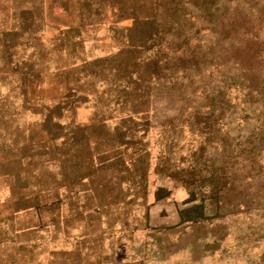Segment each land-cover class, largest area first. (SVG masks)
Returning a JSON list of instances; mask_svg holds the SVG:
<instances>
[{"label": "rangeland", "instance_id": "rangeland-1", "mask_svg": "<svg viewBox=\"0 0 264 264\" xmlns=\"http://www.w3.org/2000/svg\"><path fill=\"white\" fill-rule=\"evenodd\" d=\"M12 174L41 235L0 264H264V0H0Z\"/></svg>", "mask_w": 264, "mask_h": 264}, {"label": "crops", "instance_id": "crops-1", "mask_svg": "<svg viewBox=\"0 0 264 264\" xmlns=\"http://www.w3.org/2000/svg\"><path fill=\"white\" fill-rule=\"evenodd\" d=\"M68 145H76V144L71 143V142H62V143L56 144V148H58V150H66ZM11 160H14L17 162L24 161L21 155L15 156ZM59 173L60 171H58V175H55L58 178L59 183L61 179L65 180L68 177L70 181H72L73 183V185H70L71 188H74V187L76 188L77 183L78 182L81 183L82 181L81 176H78V173L76 171L69 172V175H67V173L59 175ZM50 175L51 173L48 174L47 176L50 177ZM16 179L20 180V183H22L23 188L20 189L19 194L17 191H14L15 198L10 200L8 197L6 199L2 195L4 193L3 192L4 190H2V188H3V184L5 183V179L4 177H0V202H1L0 203V257H34L29 252L27 247L32 246V244H35L33 243V240L37 236L41 235V233L36 232L37 226L34 223L19 221L20 215L21 216L25 215L29 217V213H31L32 208L19 207L16 204H18L19 202H21L22 204L24 203L26 204L27 200L23 201V199L25 198V196H29V193L34 195L33 193H35V188L34 186L31 185V181L29 177H26L24 179L23 174L21 176H19V174L17 176L12 174L11 176H8L6 178V181L9 183V182H13ZM13 187L14 185H12L11 189L16 190ZM65 187L66 185L63 184L61 188H58V189L61 190L62 188H65ZM42 191H43V195L45 194L50 195L51 192L55 191V189L51 188V186H48L46 187V189L43 188ZM13 201L15 204L13 203ZM52 228H50L49 230H51ZM62 237L63 236L59 234L58 236V239H60L58 241L59 245L65 244V242L61 240ZM51 243L52 242H48L46 245L48 244L50 245ZM62 253L63 252L59 254V256L61 255L60 257H65L67 255L66 251L64 255H62ZM48 257H52L51 251L49 252ZM112 257H116L115 253L112 254ZM121 257H133V256L129 253H124Z\"/></svg>", "mask_w": 264, "mask_h": 264}]
</instances>
